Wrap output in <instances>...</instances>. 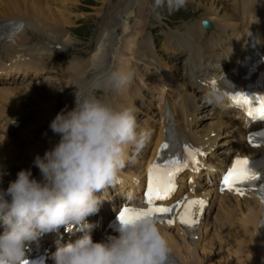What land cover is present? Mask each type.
I'll use <instances>...</instances> for the list:
<instances>
[{
    "label": "bare ground",
    "instance_id": "6f19581e",
    "mask_svg": "<svg viewBox=\"0 0 264 264\" xmlns=\"http://www.w3.org/2000/svg\"><path fill=\"white\" fill-rule=\"evenodd\" d=\"M75 1L77 0H0V31H3V36H0V181L6 187L16 179L21 169L30 168L35 178H41L40 170L33 164L34 158L37 154L43 156L60 139L51 128L42 129L55 116L54 107L64 103L62 99L57 100L56 94L61 95L67 91L64 109L66 106L67 109L75 106L77 89L87 94H96L114 106L134 108L135 101L131 95L137 97L140 94L143 97V87L150 86L144 81L145 74H141L139 69L133 72V66L139 67L140 64L148 70L157 69L154 75L152 73L154 83L151 88L160 114L158 120L161 121L155 119V122L144 125L145 130L149 129L150 138L145 144L148 150L144 149L140 160L135 154L136 150L131 146L128 148L125 167L119 174L124 177L120 182V189L126 191L130 188L134 192L141 189L144 184V167L161 152L160 146L167 141L168 124L174 131V138L179 146L184 141H189L196 146L212 148L219 143L218 137L233 131L238 143L228 148L225 158H230L227 154L229 150L248 155L262 152L247 148L244 130L250 121L246 120L243 113L234 110L235 114L231 110L227 91H230L232 83L240 76L247 57L257 56L259 53L264 56V0H232L231 4L229 0L225 3L223 0H214L210 4H202L206 13L202 19L192 23L189 35L188 32L182 34L186 36L167 33L166 50L174 54L182 51L177 56L178 60L186 54L188 56L186 71L179 83L169 74L168 62L157 59L150 47L140 51L137 49L136 41L148 26L145 11L141 15L142 10L146 9L144 0H127L122 9L103 12L107 13L104 15L107 21L96 49L88 57L78 58L73 53L68 57L62 56L60 49L53 48L51 41H61L66 47L71 46L72 33L63 28L70 26L71 21L62 16L64 14L61 12L59 16L58 12L71 14L70 3L76 4ZM220 1L223 3L221 6L218 5ZM211 12L218 16H210ZM205 19L216 23L210 38L203 26ZM18 21H22L23 27L15 30V23ZM34 30L45 31L51 41L33 42L36 39ZM26 32H30V36L25 39ZM18 38L22 42L14 43ZM150 38L153 39L154 35L145 38L148 43ZM260 64L264 69V61L259 57L257 66ZM112 69L130 75L129 82L120 91H113L106 83V73ZM206 69L211 72H206ZM92 71L94 74L88 78ZM200 71L205 73L199 74ZM51 73L60 75L63 81H59L60 85L49 78L40 85L37 90L42 92L43 99L38 97L34 89L32 92V88L15 81L16 76L20 78L34 74L42 78ZM135 77L143 87L135 88L136 93H131L129 87ZM212 88L226 94L224 102L220 104L223 110L219 113H211L212 108L206 109L211 104L206 105L207 101L217 105L208 95ZM26 93L29 94L27 99ZM50 93L55 97L52 101L45 99ZM198 93L203 95V99L207 98V101L202 100L203 108L197 100ZM136 102L138 104L139 100ZM212 105L211 107H215ZM17 138H21L19 143ZM10 145H14V148L11 149ZM131 159L129 167L127 164ZM135 162L143 166L142 170H131ZM220 166H225V163L219 164L217 168L209 164L208 174L219 171ZM189 177L196 179V173L190 170ZM200 194L202 193L198 195ZM231 194L237 199L232 198ZM231 194H218L216 191L212 195V203L217 201V204L204 222L203 218L200 219L202 226L198 228L192 242L187 240V234L183 235L177 225L173 228L161 226L172 246L170 255L174 257L176 264H264V233L260 230L264 204L257 198L240 200L238 195L233 192ZM205 195L210 196L211 191L208 190Z\"/></svg>",
    "mask_w": 264,
    "mask_h": 264
},
{
    "label": "clouds",
    "instance_id": "9594fccd",
    "mask_svg": "<svg viewBox=\"0 0 264 264\" xmlns=\"http://www.w3.org/2000/svg\"><path fill=\"white\" fill-rule=\"evenodd\" d=\"M168 2L170 8H179L185 0ZM163 3L155 0V7ZM105 78L113 91H120L130 75L112 69ZM208 95L217 104L226 98L216 88ZM50 128L60 139L34 158L41 178L30 168L21 169L7 189L0 190V264H24L32 243L61 226L67 231L79 226L84 235L59 245L52 253L54 264H166L173 249L153 215L119 219L118 234L100 241L93 239V225L87 221L99 211L104 192L121 182L128 148L141 150L150 135L138 129L134 109L77 89L75 106L62 109Z\"/></svg>",
    "mask_w": 264,
    "mask_h": 264
},
{
    "label": "rangeland",
    "instance_id": "374dc122",
    "mask_svg": "<svg viewBox=\"0 0 264 264\" xmlns=\"http://www.w3.org/2000/svg\"><path fill=\"white\" fill-rule=\"evenodd\" d=\"M126 1L127 0H77V1H75L76 4L70 3V5L72 7H70L69 12L71 14L59 11L58 15L60 16V14L62 13V14H64L62 16L68 17L69 20L71 21L70 26L67 25V32L72 33V39H73V42L71 44L72 47L71 46L66 47V45H63L61 41H58V42L53 41L55 48L58 49L59 48L58 44H61L62 48H60L61 49L60 52H61V55L65 56V57H68V55L71 53H73V56H75V57L77 56L78 58H82V56L88 57L96 49L101 31L105 27L107 19L104 15H106L107 13H103V12H106L107 10H109V12H113V10L117 9V8L120 10V8L121 9L123 8V5L125 4ZM229 1H228L229 4H231V3H233L234 0L233 1L229 0ZM144 2H146V9L142 10L141 15H143V12L145 11L144 15L148 20V22H147L148 26L143 31L144 32L143 35L141 37H139L136 41L137 47H138L137 49H138V51H140L141 49L144 50V49H147L148 47H150L153 50V53L157 59H161V60L163 59V62H165V63H166V61L168 62L169 66H170L169 74H171V77L173 76V79H175L176 82L179 83V80H181L183 78V73L185 74L188 56L183 57V58L178 60L177 56L182 54V51L179 54H174L172 52H169V50L167 51L166 50L167 39L165 36L167 35V33H170V35H173V33H174V34H177L179 36H186V35H182V34H186L187 32H188L187 35H189L191 32L189 27L191 25L195 24L197 22V19L198 20L202 19V16L204 15V13H206V9L203 8V6H201V5L202 4H205V5L210 4V3L214 2V0H185L184 5L182 7H179V8H175V7L170 8L168 0H164L163 5L159 8L155 7V0H144ZM225 2H226V0H223V3H225ZM223 3L220 1V2H218V5L221 6ZM219 11H220V9H219ZM223 11H224V9H223ZM100 12H101V15H99ZM213 13L214 12L209 13L210 16L215 15ZM215 16H218V15L216 14ZM154 25H155V27L156 26L160 27V25H161L164 28L157 27V28L153 29ZM215 25H216V23H215ZM168 28H169V30H168ZM181 29H183V32L181 31ZM165 30H168V31L162 35V31H165ZM152 34H154V38H155V36H157V38L156 39L153 38L154 40L150 38L151 41L148 43V40H146L145 38L150 37ZM212 35H213L212 32L207 33L208 38L211 37ZM36 36H37V39L39 40V38L41 36H44V35H36ZM42 40L43 39L40 38L39 41H42ZM184 41H186L185 38H184ZM161 45H162V47H161ZM159 48H161V49L159 50ZM158 50L166 58L160 52H158ZM64 51H65V53H64ZM76 51L80 52L81 54H78ZM133 67H134L133 72H136V70L139 69V72L141 74H145L144 81L148 85H150V86H144L143 87L142 85H140L141 82L139 81V79L137 77H135V79H133V82H131V86L129 87V91L131 93H134V92L136 93L135 88L140 89V87L141 88L143 87V92H142L143 97H141L140 94L137 95V97H135L134 94L131 95L133 100L135 101L133 109H134V112H136L135 115H136V119H137L138 129H142L144 127V125H146L147 122L153 123V121L155 122V119H158V117H159L158 113H157V110H158L157 103H156L155 97L153 96V90L151 88V86H152L151 83L152 84L154 83L152 73L154 75V73L156 72L157 69L155 68L152 70L151 69L148 70L144 65H141V64L139 67L137 65H134ZM207 71H208V69H207ZM91 75L92 74H90L89 77ZM44 77L51 78V80H53V81L55 80V83H58L60 85H61V83L59 81L60 80L63 81L62 77L60 75L59 76L56 75L55 73L48 74ZM44 77L43 78H36L34 80L28 79L27 82L25 81L26 79L21 78L19 80L17 78V81L19 80L20 82L31 84V83H35L36 81L43 80ZM176 78H178V79H176ZM65 93H67L66 90L61 95L56 94L55 96L57 97V100L62 99L64 101ZM50 94L48 95V98H46V99L47 100L49 99V101H52V99L54 100L55 97L53 94H51V95ZM197 96H198L197 100L199 101V105H201L200 107L203 108V105H202L203 101L202 100H206V98L203 99V95H201L200 93H198ZM40 100L42 101V99H40ZM62 100H60V101H62ZM136 100H139L138 104H137ZM208 103L209 102H206L205 104L207 105ZM65 104L66 103L64 101L63 106ZM63 106L60 109H54V113L58 114L60 112V110H62ZM147 106H151V108L148 109ZM212 106H215V107H211V105H210L208 107L206 106L207 107L206 109L212 108L211 113H213V112L219 113L221 111V110H219L218 105L213 104ZM214 108H216V109H214ZM148 124H147V126H149ZM48 128H50V125L48 126ZM148 132H149V129H148ZM229 135H230V133H229ZM149 138L150 137H148V139ZM232 138H233V136L230 135L228 137L223 138L222 142L230 140V139H231V141H230L231 143L235 142L236 140L232 141ZM143 150H144V147L139 151H143Z\"/></svg>",
    "mask_w": 264,
    "mask_h": 264
},
{
    "label": "snow or ice",
    "instance_id": "6c2138e0",
    "mask_svg": "<svg viewBox=\"0 0 264 264\" xmlns=\"http://www.w3.org/2000/svg\"><path fill=\"white\" fill-rule=\"evenodd\" d=\"M215 83V82H213ZM234 104L244 107L247 114L253 119L264 120V96L251 97L248 95L240 94L239 96L233 95L231 97ZM255 102V103H254ZM264 135V133H259ZM254 137L250 136L249 140H253ZM169 145L167 143L162 145V149H167ZM188 152L189 157L194 163H197L196 156L199 153L198 149H193L189 145L184 146ZM187 163L181 164L178 160H166L163 163H156L149 168V183L146 193L147 208H132L125 207L120 211L119 219L126 220L136 215L151 214L153 216H162L163 214L174 213L175 207L184 203V209L179 215V220L185 225H195L198 223L194 219V208L197 205L203 206L205 201L200 199L187 200L186 203L178 202L177 206H158L157 201L166 200L170 194L175 190V176L186 167ZM261 177L260 171L257 170L247 157H237L232 164V167L228 169L227 173L223 177V184L225 187H236L241 184H247L256 182ZM223 190V189H222ZM237 191L239 188L237 187ZM241 194H243L241 192ZM175 222L173 217L167 219L168 224ZM24 264H29V261H25Z\"/></svg>",
    "mask_w": 264,
    "mask_h": 264
},
{
    "label": "water",
    "instance_id": "95a60500",
    "mask_svg": "<svg viewBox=\"0 0 264 264\" xmlns=\"http://www.w3.org/2000/svg\"><path fill=\"white\" fill-rule=\"evenodd\" d=\"M205 24H206L207 26H209V27H211V26H212V24H211V23H209V22H205Z\"/></svg>",
    "mask_w": 264,
    "mask_h": 264
}]
</instances>
